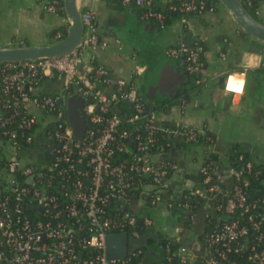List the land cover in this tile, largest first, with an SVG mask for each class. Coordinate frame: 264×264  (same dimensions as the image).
I'll use <instances>...</instances> for the list:
<instances>
[{"label": "built area", "instance_id": "built-area-1", "mask_svg": "<svg viewBox=\"0 0 264 264\" xmlns=\"http://www.w3.org/2000/svg\"><path fill=\"white\" fill-rule=\"evenodd\" d=\"M129 1L140 8V20L153 19L159 25L163 14L151 8L158 2L169 1L168 8L181 13L212 9H203V0H121ZM43 2L46 11L54 12L55 0ZM80 18L79 46L58 56L0 64V264H128L139 257L147 239L142 246L127 243L123 257H107L105 236L122 231L138 239L149 237L150 229L162 236L148 210L159 201L166 208L186 210L184 220L189 222L178 231L171 225L178 237L162 236L177 242L183 230L189 244L172 250L166 245L165 264H264V212L252 211L257 199L248 200L241 184L234 183L214 205L219 211L216 226L195 229L199 217L210 220V205L205 202L198 214L190 199L199 195L208 200L222 188L201 163L197 183L206 186H181L174 192L180 196L173 198L168 176L178 166L167 152L172 144L183 148L198 140L201 129L159 122L154 103L140 95L134 80L113 79L105 66L85 58L89 49L103 48L108 41L98 36L91 7L80 8ZM201 51L199 44L183 43L163 49L195 75L201 71ZM133 71H139L137 64ZM242 73H226L223 86L230 77L241 80ZM42 76H55L60 90L38 92L35 80ZM64 90L65 97H82L87 125L79 139L60 118L58 99ZM53 145V154L43 155ZM250 166L246 161L245 167ZM240 172L229 168L234 176ZM237 210L245 213L242 220ZM244 247L242 261L229 258ZM172 257L175 263L169 261Z\"/></svg>", "mask_w": 264, "mask_h": 264}, {"label": "crops", "instance_id": "crops-1", "mask_svg": "<svg viewBox=\"0 0 264 264\" xmlns=\"http://www.w3.org/2000/svg\"><path fill=\"white\" fill-rule=\"evenodd\" d=\"M77 1L80 8H92L96 32L108 41L103 48L89 49L84 57L105 66L113 79L134 80L145 99L153 103L164 100V108L155 107L159 122L194 125L209 137L208 143L199 138L183 148L170 146L167 157L178 166L168 176L173 195L181 186L198 184L199 165L209 152L215 153L220 163L218 179L228 185V152L233 143L244 145L253 159L264 164V43L239 32L218 0L211 10L181 13L163 25L140 20L132 6L118 7L110 0ZM256 2V15L264 23V0ZM62 25H67L65 15L46 11L43 0H0V46L51 43ZM179 43L202 46L198 77L189 74L180 59L163 53L166 46ZM134 64L138 72L133 71ZM238 71H243V95L227 92L219 80ZM60 86L57 78L45 77L36 90L54 93ZM31 110L42 118L40 111ZM148 210L157 224L162 217L178 215L175 209L166 208L164 201Z\"/></svg>", "mask_w": 264, "mask_h": 264}, {"label": "trees", "instance_id": "trees-1", "mask_svg": "<svg viewBox=\"0 0 264 264\" xmlns=\"http://www.w3.org/2000/svg\"><path fill=\"white\" fill-rule=\"evenodd\" d=\"M113 5L121 7L124 5H128V6H132L133 8L137 9V12L139 13L140 8H138L136 5H134V3L132 1H129L127 3H123L121 2V0H110ZM195 2H197L198 0H194ZM217 0H203V9L208 8L209 6L212 5L213 2H215ZM179 0H171L170 3H178ZM240 2L242 3L243 7L245 8V10L254 18L258 19L257 15H256V5L257 2L256 0H240ZM168 2H164V3H155L151 8L155 9V10H159L160 12H162L163 14V24H165L171 17L181 14V12L179 10H172L168 8ZM54 12L59 13V14H64L63 8H62V0H55L54 2ZM187 13H199L198 11H189ZM149 20H153V19H149ZM259 20V19H258ZM155 21V20H154ZM65 29H66V25H62L58 28L59 30V34L57 36L56 39H59L61 37L64 36L65 34ZM239 32H242V30L239 28L238 29ZM27 44V43H25ZM201 53L202 51L199 53V59L202 61L201 58ZM89 60L92 64L97 65L98 62H96L94 60V58L89 57ZM191 74V73H189ZM194 77H198V75L195 74H191ZM53 78H56L55 76H51ZM45 77L42 76L38 79H36L35 83L37 84L38 82H40L42 79H44ZM98 84L102 83L101 81V77H98L97 79ZM65 91L61 92L60 97L58 99V105L63 108L64 110V103L63 100L65 98ZM40 93H44L41 91H38ZM166 106V103L164 102V100H160V101H156L154 102V107H163ZM1 112L2 113H6L8 112V109L5 108H1ZM9 126H14V123L10 124ZM207 134L199 136L198 138H201L204 142L208 143V138L206 137ZM187 144H185L186 146ZM249 161L251 166L249 168L245 167V162ZM217 162V158H216V154L215 153H206V155L203 157L202 160V164L206 166L207 170L210 173L211 176V181L217 182L219 184V186H221V191L219 193L216 194L215 197L210 198L208 200H205L203 198H200V200H196L194 197L190 199V202L195 205V207L198 208V211H196L198 214H202L203 209L206 207L205 206V202H209V207L208 209V213H209V221H207L206 219L202 220V222L199 221V219L196 220V228H200V227H204L205 230H209L212 226H216L219 221H217L215 219V216L217 215V213H219V211H216L214 209V205L217 202H220L225 195H227L231 188L232 185L234 183H239L241 184L242 187V191L244 192V194L246 195V198L248 200H252V199H257V203L256 205L253 207L252 211L253 212H264V202L260 201V198L264 197V184L262 182V179L264 177V164L261 162H258L257 160L253 159L252 155L250 154V152L245 148L244 145L240 144V143H233L231 145V148L228 152V162H229V168L232 170H239L241 171L240 174L238 176H234L233 174L230 173V181L228 183V185H224L222 183V181L220 179H218V172H217V168L218 165L216 164ZM198 185L203 188L206 185L204 183H198ZM211 208V209H210ZM177 214H180L182 217H185V214L179 212L176 210ZM236 214L239 216V218H243L245 213H240V210L236 211ZM242 220V219H241ZM189 222L187 221H183L181 223V225H187ZM262 226H264V224H262ZM180 236L181 238L175 242L172 241L171 239L167 238V237H147V243H152V244H156L158 247L162 248V251L160 253H155L154 249H147L145 248V246H143L141 248V253L139 255V257H135L133 258L128 264H165L166 260L163 258V256L165 255V246L167 245L169 247L170 250L175 249L177 244H181L184 246H188V237L186 236L185 231H180ZM145 244V245H146ZM159 244V245H158ZM246 248H242L241 250L237 251V252H231L230 253V257L234 260H236L237 262H240L244 259V256L246 254ZM155 256V257H153ZM140 259V262H137ZM171 263H175V258L172 257L169 260Z\"/></svg>", "mask_w": 264, "mask_h": 264}, {"label": "water", "instance_id": "water-1", "mask_svg": "<svg viewBox=\"0 0 264 264\" xmlns=\"http://www.w3.org/2000/svg\"><path fill=\"white\" fill-rule=\"evenodd\" d=\"M227 10L234 23L246 34L255 40L264 43V23L252 17L243 7L240 0H218ZM62 8L67 19L63 37L47 44H18L0 46V64L4 62H18L23 60H36L40 58L58 56L79 46L82 39L83 25L80 18V6L77 0H62ZM223 76L219 78L221 81ZM64 110L60 118H65L71 127L74 137H81L82 129L87 125L83 119L82 97L80 95L66 96L63 100ZM54 145L44 150L43 155L53 154ZM217 165L220 163L217 161ZM201 189V187L199 186ZM180 193H178V197ZM200 200L199 195H195ZM174 209V208H173ZM183 214L186 210L175 209ZM199 221L202 219L199 217ZM179 230V227H176ZM156 232L149 230L148 236L153 237ZM146 237L138 239L127 238L124 232L108 233L105 236V255L107 257H123L126 253L127 243L131 247L142 246ZM159 245V244H158Z\"/></svg>", "mask_w": 264, "mask_h": 264}, {"label": "rangeland", "instance_id": "rangeland-1", "mask_svg": "<svg viewBox=\"0 0 264 264\" xmlns=\"http://www.w3.org/2000/svg\"><path fill=\"white\" fill-rule=\"evenodd\" d=\"M184 221V217H182L180 214L176 216H168L166 219L165 218H160L158 220V229L159 232H161L162 236H172V237H178V233L171 228V225L174 223H182ZM145 248L147 249H154L155 253H160L162 251L161 247H158L156 244L148 243L145 245ZM155 257V256H153Z\"/></svg>", "mask_w": 264, "mask_h": 264}, {"label": "clouds", "instance_id": "clouds-1", "mask_svg": "<svg viewBox=\"0 0 264 264\" xmlns=\"http://www.w3.org/2000/svg\"><path fill=\"white\" fill-rule=\"evenodd\" d=\"M244 87H245L244 80L235 81L234 78L230 77L226 83L225 90L227 92L243 95Z\"/></svg>", "mask_w": 264, "mask_h": 264}]
</instances>
